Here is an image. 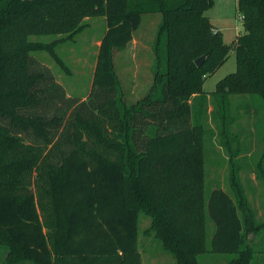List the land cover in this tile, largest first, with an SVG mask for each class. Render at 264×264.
I'll list each match as a JSON object with an SVG mask.
<instances>
[{"label": "trees", "instance_id": "16d2710c", "mask_svg": "<svg viewBox=\"0 0 264 264\" xmlns=\"http://www.w3.org/2000/svg\"><path fill=\"white\" fill-rule=\"evenodd\" d=\"M213 0H0V244L5 264H142L140 212L177 264H198L192 240L226 264H248L257 228L237 181L234 200L215 187L206 203L200 117L208 96L258 95L264 111V0H236L243 31L227 45L204 14ZM146 13H159L153 84L140 101L122 98L113 51L125 48ZM103 15L85 100L67 96L31 55L32 36L68 34ZM53 43L43 45L51 46ZM235 51V71L206 92L204 80ZM205 55L197 66L195 59ZM227 110V105H222ZM222 115V112L220 113ZM220 145L232 147L228 120ZM264 142V135H263ZM204 155V156H203ZM233 155H230V158ZM235 170L230 173L235 180ZM264 180V145L261 170ZM264 245V242L262 243ZM0 264H2L0 262Z\"/></svg>", "mask_w": 264, "mask_h": 264}, {"label": "rangeland", "instance_id": "374dc122", "mask_svg": "<svg viewBox=\"0 0 264 264\" xmlns=\"http://www.w3.org/2000/svg\"><path fill=\"white\" fill-rule=\"evenodd\" d=\"M236 0H213L204 14L215 23L225 44L232 45L238 32L243 31V24L236 13ZM160 21L159 13H146L141 17L139 27L133 32L128 45L113 51V63L123 100L127 105L142 100L153 84L154 51L153 39ZM106 30V18L103 15L84 18L80 27L68 34L58 33L46 36H32L31 43L42 47L31 55L47 66L56 81L63 86L67 96L85 100L91 89L96 54L100 39ZM53 43L46 48L43 45ZM235 51L230 50L228 59L203 83L206 92L216 89V84L227 74L235 71ZM215 96V95H214ZM208 96L203 104L204 113L200 117L203 125V146L205 164L201 184L204 187L206 203L209 192L215 187L227 191L234 200L237 181L246 203V212L253 219L258 231L246 234L251 251L248 264H264V180L258 172L261 170V152L263 149L264 111L262 100L258 95L231 92L224 98L227 110H222L221 99ZM222 112V115L220 114ZM228 120L230 136L236 135L232 147L225 149L220 145L218 133L221 122ZM233 155L230 158V155ZM204 156V155H203ZM235 170L236 178L231 180L230 173ZM207 226L204 241L193 239L198 264H226L232 257L228 253L209 254L205 252L213 232L214 223L206 212ZM151 216L139 213L138 248L142 264H177L176 258L167 250L156 233L147 234ZM9 249L0 244V262L5 264ZM13 264H32L31 262H14Z\"/></svg>", "mask_w": 264, "mask_h": 264}, {"label": "water", "instance_id": "95a60500", "mask_svg": "<svg viewBox=\"0 0 264 264\" xmlns=\"http://www.w3.org/2000/svg\"><path fill=\"white\" fill-rule=\"evenodd\" d=\"M204 57H205V55H201L200 57L196 58L195 61H194L195 64L197 66H199L203 62Z\"/></svg>", "mask_w": 264, "mask_h": 264}, {"label": "crops", "instance_id": "0c3cea01", "mask_svg": "<svg viewBox=\"0 0 264 264\" xmlns=\"http://www.w3.org/2000/svg\"><path fill=\"white\" fill-rule=\"evenodd\" d=\"M235 7H236V5H235ZM209 20H210V18H209ZM210 22L212 23V25L214 26V29L215 30H217V31H220V29H219V27L215 24V23H213L211 20H210ZM221 32V31H220ZM219 69V68H218ZM218 69H217V71H218ZM213 91V90H212Z\"/></svg>", "mask_w": 264, "mask_h": 264}, {"label": "built area", "instance_id": "2783aa9c", "mask_svg": "<svg viewBox=\"0 0 264 264\" xmlns=\"http://www.w3.org/2000/svg\"><path fill=\"white\" fill-rule=\"evenodd\" d=\"M216 30H214V32H215Z\"/></svg>", "mask_w": 264, "mask_h": 264}]
</instances>
